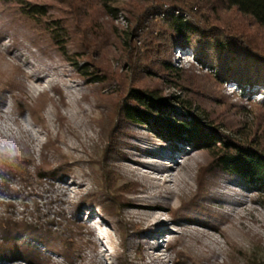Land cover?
<instances>
[{"label":"rangeland","instance_id":"rangeland-1","mask_svg":"<svg viewBox=\"0 0 264 264\" xmlns=\"http://www.w3.org/2000/svg\"><path fill=\"white\" fill-rule=\"evenodd\" d=\"M215 1L203 0L200 13L264 44L250 18L215 10ZM30 5L47 15L31 17ZM172 13L166 7L147 18L146 36L132 34L133 13L106 16L96 0L0 1V260L17 258L4 264H264L263 194L218 168L217 151L123 116L132 89L158 88L189 101L213 133L234 141L257 135L264 149L262 81L225 76L201 54L216 53L200 46H176L169 58L174 36L165 27L153 51L139 50ZM57 22L66 56L51 38ZM170 105L179 118H191ZM213 181L203 208H191L204 198L191 200L193 193ZM184 201L191 209H181ZM180 212L192 221H174ZM24 226L42 243L17 234Z\"/></svg>","mask_w":264,"mask_h":264},{"label":"trees","instance_id":"trees-1","mask_svg":"<svg viewBox=\"0 0 264 264\" xmlns=\"http://www.w3.org/2000/svg\"><path fill=\"white\" fill-rule=\"evenodd\" d=\"M16 1L20 2L21 0ZM96 1L100 9L109 17L117 16V12L120 11L133 13L135 15L134 22L137 24V27L136 29L134 28L135 31L132 34L143 32L146 36V32L150 30V27H146L143 23H145L144 21L147 18L150 20V16L157 15L158 12L160 14L166 7L168 9L175 8L178 13L165 14L164 19L159 23L161 25L157 24L156 26L161 27L148 33L149 39L147 38V41L146 39L144 40L143 46L139 48L140 51L146 50V55L153 51L156 48L154 46L155 41H158L162 37V29L165 27V30L174 36L172 45L166 47L167 49L164 47L168 52L169 58L172 57L173 50L176 46H200L202 49H208L216 53L217 58L206 55L205 53L201 54H204L203 60L211 61L218 69H224L225 76H235L238 72H241L239 75L241 76L239 77L240 79L243 78L250 81L254 78L256 80L255 82L262 81L264 84V44L257 40L254 35L246 33V31L233 26L219 17L211 18L212 16L210 15L200 13L203 11V0H159V3H156L155 6H151L153 3H149L150 0ZM217 6L222 10L229 12L235 11L238 15L250 18L257 27L264 31V0H218L213 3V8L216 10ZM199 8L200 10L198 11ZM27 12L31 17L47 15L45 8H37L31 5L28 6ZM129 21L131 22L130 18ZM61 30L62 27L57 22L50 29V33L52 40L57 43L58 48L61 50V54L66 56L68 54L66 49L67 44L64 41ZM166 71L170 72V74L177 73V70L172 69L168 65ZM148 72H150V69H148ZM84 74L91 76L95 72L87 70ZM156 74L157 71L155 72V76ZM101 82H103L101 78L94 80L96 84ZM86 98L88 97L86 96ZM171 102L177 103L184 111L189 112L191 118L189 120L179 118L176 112L172 110ZM121 107L123 116L130 122L152 125L161 128L172 139L180 140L186 138L199 149L217 151L213 157L218 168L238 176L250 185H254L256 187L255 189L264 196V149H262L261 138L257 137V135L253 139L251 138L245 141H234L228 137H220V135L216 134L217 131L213 133L207 127L208 125L206 123L204 124V121L201 122V114L189 101L182 100L173 94H166L165 91L158 88L137 87L132 89L129 99ZM58 113V120L64 121L60 112ZM124 134L131 140L138 138V132L136 130H126ZM56 141L59 143L58 139ZM119 145L127 146L128 144L124 140H121L119 141ZM113 146L115 147V144ZM58 147L59 155L63 159V165L70 166L62 149L60 146ZM119 153L118 158L126 157L123 151H119ZM202 164V162L198 163V167H201ZM216 183L218 182L213 181L208 187L199 186L198 190L193 193L190 199L194 200L202 193H204V198L201 203L193 204L191 208H203V202L210 198L212 189H214ZM131 203L132 200L126 204L131 206ZM185 205L188 204L184 201L181 209H191ZM179 210L173 211L179 212ZM173 220L180 223L192 221V219L183 216L181 212L179 217H173ZM23 233H28L30 234L29 236L34 238L33 233H30L29 228L26 226L21 227L17 234L21 235ZM140 233H142V230ZM34 240L42 243L40 238L37 239L35 237ZM178 253L183 258H190L182 250H179ZM16 259L5 254L0 260V264H4L6 261L16 262ZM185 262V259L176 260V264H185Z\"/></svg>","mask_w":264,"mask_h":264},{"label":"bare ground","instance_id":"bare-ground-1","mask_svg":"<svg viewBox=\"0 0 264 264\" xmlns=\"http://www.w3.org/2000/svg\"><path fill=\"white\" fill-rule=\"evenodd\" d=\"M137 135V134H136ZM137 137V136H136Z\"/></svg>","mask_w":264,"mask_h":264}]
</instances>
